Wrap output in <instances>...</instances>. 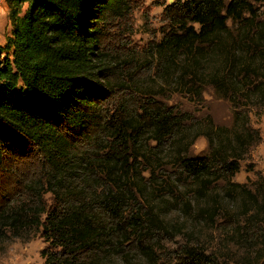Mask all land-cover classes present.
Masks as SVG:
<instances>
[{
  "label": "trees",
  "instance_id": "trees-1",
  "mask_svg": "<svg viewBox=\"0 0 264 264\" xmlns=\"http://www.w3.org/2000/svg\"><path fill=\"white\" fill-rule=\"evenodd\" d=\"M5 1L0 227L41 228L44 264H120L118 241L140 228L144 182L186 184L197 198L220 188L244 220L234 244L253 255L242 264H264V179L254 190L232 180L260 140L249 115L264 109V0H174L160 39L136 49L120 40L130 0ZM209 90L231 105L230 127L170 100L203 102ZM201 135L208 153L189 156ZM209 257L188 251L172 264Z\"/></svg>",
  "mask_w": 264,
  "mask_h": 264
},
{
  "label": "rangeland",
  "instance_id": "rangeland-1",
  "mask_svg": "<svg viewBox=\"0 0 264 264\" xmlns=\"http://www.w3.org/2000/svg\"><path fill=\"white\" fill-rule=\"evenodd\" d=\"M174 0H130L131 11L125 21L130 31L127 38H121L129 48H142L147 43L159 40V29L165 24L163 9ZM8 5L0 0V44L6 45L11 33ZM119 40V39H118ZM204 101L188 100L174 94L170 99L183 110L191 111L203 119L209 116L215 125L230 127L233 109L231 105L217 98L210 90L204 94ZM249 127L258 131L260 140L251 145L240 161L239 171L233 182L256 188L258 175L264 179V109L261 114L249 115ZM209 148L204 136H198L189 147V156H204ZM183 152V151H182ZM158 182L165 180L158 169ZM169 181H167L168 183ZM146 184L145 191L135 203L140 217V228L126 232V239L118 241V253L114 260L120 264H145L153 260L161 264L175 263L188 251L210 256V264H242L252 261L244 249L234 244V230L242 227L244 220L237 218L239 203L232 201L220 191L210 197L197 198L186 184L173 186ZM163 183V181H162ZM3 196L0 195V201ZM50 203V194H45ZM217 206L218 213L207 215L200 209ZM236 220L240 222L236 227ZM241 231V230H240ZM48 246L42 237V230H23L14 236L0 227V264H44L41 250ZM246 256V257H245ZM245 257V258H244Z\"/></svg>",
  "mask_w": 264,
  "mask_h": 264
}]
</instances>
